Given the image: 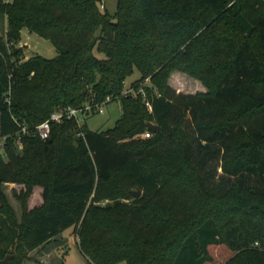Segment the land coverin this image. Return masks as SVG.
<instances>
[{
    "label": "trees",
    "instance_id": "1",
    "mask_svg": "<svg viewBox=\"0 0 264 264\" xmlns=\"http://www.w3.org/2000/svg\"><path fill=\"white\" fill-rule=\"evenodd\" d=\"M101 4L0 0V261L71 229L86 264H206L214 244L234 253L224 264H264V0ZM23 28L58 55L26 59ZM135 71L152 111L122 96ZM174 71L206 91L177 92ZM108 97L121 103L113 128L36 134L55 110ZM4 184L21 187L20 218Z\"/></svg>",
    "mask_w": 264,
    "mask_h": 264
},
{
    "label": "rangeland",
    "instance_id": "2",
    "mask_svg": "<svg viewBox=\"0 0 264 264\" xmlns=\"http://www.w3.org/2000/svg\"><path fill=\"white\" fill-rule=\"evenodd\" d=\"M102 2L105 5L103 10H106L111 15L116 13L117 0H102ZM0 35L4 37V40L7 39V21L4 16H0ZM16 47L23 50L24 57L26 59L35 55H40L46 58H54L58 55L56 48L50 40L40 37L38 34L30 31L28 28H23L21 30L20 41L16 43ZM97 56L103 57L100 54H97ZM139 77V72L135 71V73L127 79L125 83V89L131 87L132 82L139 79ZM169 84L177 92L186 94L206 91V88L203 86L201 81L180 71H174L171 74L169 78ZM103 110L104 113H97L89 116L86 119V124L89 130L106 131L113 128L121 116V103L120 101L110 102L103 106ZM4 141L5 140L1 139L0 137L1 154H4ZM2 189L8 197L12 208L15 210V213L20 218L22 214V207L21 202L16 195L19 193L21 187L16 184H4L2 185ZM133 191H137V189H134ZM78 242V237L74 231L68 229L63 233L62 236L58 237V239H55L49 243H52L50 245L52 248L55 244L57 246L61 245L62 251L58 249V253L60 254H57L55 250H49L47 253H43L44 249L41 248L37 251L30 252L22 264H57V261H61L62 264H86L85 259L78 249ZM208 252L213 260L211 262H207L206 264H224L227 263L234 255V253L225 244L211 245L208 247ZM41 253H43V256H41ZM13 257L10 258L9 261L13 259Z\"/></svg>",
    "mask_w": 264,
    "mask_h": 264
},
{
    "label": "built area",
    "instance_id": "3",
    "mask_svg": "<svg viewBox=\"0 0 264 264\" xmlns=\"http://www.w3.org/2000/svg\"><path fill=\"white\" fill-rule=\"evenodd\" d=\"M8 1H11V0H7V2ZM101 8L102 9L105 8V5L103 2L101 4ZM148 81L149 80L147 79L144 83H141L138 86V88L131 86L129 88L124 89L122 96H128V95L136 96V95L140 94V95H142L143 102L148 107L149 111H152L151 104L148 101V99L146 97V93H145V87L147 86ZM118 98L119 97H117V99ZM112 101H113V98L108 97L104 102H102L100 104L88 103L81 108H74L71 106L61 107V108L55 110L54 112H52V114L49 116V118L44 120L41 124H39L36 127V134L42 140H47L50 137L52 124H54V123L63 124L65 121H68V120H75L77 122V124L79 125V127H81L89 116L97 114V113H101V114L104 113L103 106L107 105L108 103H110ZM22 132L25 133L26 129L23 128ZM79 136H83V134L80 133ZM144 137L149 138L150 134L146 133L144 135ZM17 145L19 148H22V143H21L20 138L17 140Z\"/></svg>",
    "mask_w": 264,
    "mask_h": 264
},
{
    "label": "water",
    "instance_id": "4",
    "mask_svg": "<svg viewBox=\"0 0 264 264\" xmlns=\"http://www.w3.org/2000/svg\"><path fill=\"white\" fill-rule=\"evenodd\" d=\"M146 125L153 132H158L159 131V126L156 123H154V122H150V121L146 122ZM132 195L135 198H139L141 196V191L140 190L133 191ZM12 257H13V255H8L4 260L0 261V264H8L9 259L12 258Z\"/></svg>",
    "mask_w": 264,
    "mask_h": 264
},
{
    "label": "crops",
    "instance_id": "5",
    "mask_svg": "<svg viewBox=\"0 0 264 264\" xmlns=\"http://www.w3.org/2000/svg\"><path fill=\"white\" fill-rule=\"evenodd\" d=\"M14 185V184H13ZM64 233V232H63ZM63 233H62V235H63ZM61 235V236H62ZM60 237V236H59ZM58 239V238H57ZM52 244V243H51ZM51 244H47V245H45V246H42V247H40V248H38V249H44V251H43V253H47L49 250L51 251V250H55V252H57V254H60V253H58V249H62V246L61 245H53V248H52V246H50ZM44 247V248H43ZM38 249H36V250H34V251H37ZM62 251V250H61ZM60 252V251H59ZM43 253H41L42 255L41 256H43ZM45 257V256H44ZM58 263L57 264H62L61 263V261H57ZM86 262V261H85Z\"/></svg>",
    "mask_w": 264,
    "mask_h": 264
}]
</instances>
